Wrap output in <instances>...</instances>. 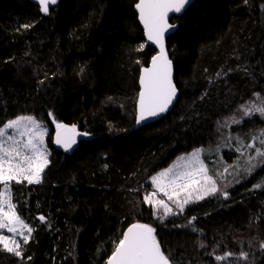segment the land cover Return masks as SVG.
Instances as JSON below:
<instances>
[{
  "label": "trees",
  "instance_id": "1",
  "mask_svg": "<svg viewBox=\"0 0 264 264\" xmlns=\"http://www.w3.org/2000/svg\"><path fill=\"white\" fill-rule=\"evenodd\" d=\"M136 2L60 0L43 16L0 0V127L32 116L50 128L41 182L11 184L32 238L20 258L0 247V264H106L136 223L170 264H264V116L244 114L264 106V0H196L171 19L177 98L141 127L138 77L155 50ZM54 119L86 135L72 154L53 148ZM197 149L219 191L154 215L150 179Z\"/></svg>",
  "mask_w": 264,
  "mask_h": 264
},
{
  "label": "snow or ice",
  "instance_id": "2",
  "mask_svg": "<svg viewBox=\"0 0 264 264\" xmlns=\"http://www.w3.org/2000/svg\"><path fill=\"white\" fill-rule=\"evenodd\" d=\"M38 2L40 10L48 13L50 5H55L57 0H38ZM189 2L190 0H138L135 5L148 40L160 48L159 54L152 58V67L142 69L138 124L165 112L177 95V89L172 81V63L165 52L164 38L165 33L175 27L167 23L169 13H181ZM253 113L264 116V106H250L244 112L246 116ZM49 115L52 116V113ZM53 122L57 129L55 143L64 147L66 151L69 150L76 143V126L68 128L64 124L57 123L55 119ZM7 129L15 130L21 139L16 140L13 135H9L6 140H0V183L4 185V190L0 191V229L16 234L19 227L21 230L27 229L30 235L32 229L24 224L15 211V205L11 203L9 182L27 181L29 184L41 182V174L49 162L44 148L47 129L32 116H19L8 121L0 127V137L5 136ZM69 132L72 135L66 137L65 134ZM261 136H264V132ZM198 152L199 150H196V153L192 154L193 159L189 162L192 164L191 169L177 172L168 180L167 185L161 186L162 178H168L172 169L152 177L154 187L157 191H162L170 201L178 197L181 191L187 193L183 201L175 200L181 211L184 205L192 201L193 191L197 193L196 200L204 199L205 196L214 195L219 191L216 181L207 175L206 168L202 164L198 168L195 166L199 163ZM257 154L264 156V152L260 149H257ZM253 168L254 166H250L247 169L249 174ZM189 189L193 191H188ZM223 195L227 198L226 192ZM154 197L155 193H151L144 198V202L153 208L154 215L157 214V208H163L164 216L161 219L172 213V209L163 199H154ZM40 219L43 221L44 217ZM153 233L154 229L148 225H132L115 245L106 264H170V257L161 250ZM28 235L23 236L24 243L28 242ZM0 244L9 253L17 257L21 256L20 244L14 238L0 235ZM261 247L264 248V244ZM217 259L220 260L223 257H217Z\"/></svg>",
  "mask_w": 264,
  "mask_h": 264
},
{
  "label": "rangeland",
  "instance_id": "3",
  "mask_svg": "<svg viewBox=\"0 0 264 264\" xmlns=\"http://www.w3.org/2000/svg\"><path fill=\"white\" fill-rule=\"evenodd\" d=\"M11 120H13V119H11ZM10 121V120H9ZM39 121V120H38ZM46 129H47V133H46V135H45V137H44V148L46 149V154H47V159L49 158V156H50V149H49V147H48V145H47V140H46V138H47V135H48V132H49V127H47L42 121H39ZM3 127V126H2ZM9 135H13L14 136V138L16 139V140H20L21 139V137L19 136V134L18 133H16L15 132V130H13V129H7L6 130V132H5V136L4 137H0V140H6L7 139V136H9ZM197 150H199V152H198V158H199V163H196L195 164V166L198 168V167H200V165L202 164L203 166H204V168H206V170H207V175H209V176H211L212 178H213V180H215L216 181V179H215V176L213 177L211 174H210V171H209V167H208V165L204 162V160H203V158H202V156H203V150L202 149H197ZM193 153H196V150L195 151H193V152H191V153H189V154H185V155H180V156H178L170 165H169V167H167L166 169H164L162 172H164L165 170H167V169H172V171L168 174V178H162V183H161V186L163 187L164 185H167V183H168V180L171 178V177H173L177 172H180V171H184V170H188V169H191V167H192V164L191 163H189L190 161H192V154ZM49 161V160H48ZM48 165V164H47ZM47 167V166H46ZM45 167V168H46ZM44 168V169H45ZM44 171V170H43ZM162 172H160V173H162ZM157 176V175H156ZM12 183H15V184H21V183H26V184H29L27 181H23V182H21V183H17L16 181H11V182H9V192H10V196H11V203L12 204H14L15 205V211H16V213L18 214V216H19V213H18V210H17V203H16V201L14 200V195H13V191H12V189H11V184ZM150 183H151V185H152V190L150 191V193L149 194H151V193H155V197H154V199H163L164 201H165V203H167L168 204V206L172 209V213L171 214H179L180 213V208H178L177 207V204L175 203V200L176 199H179L180 201H183L185 198H186V195H187V193L186 192H184V191H181L180 193H179V196L178 197H174V199L173 200H168V198H167V196H165L164 195V193L162 192V191H157V189H156V187H154V185H153V182H152V178L150 179ZM201 183H203L202 181H201ZM32 184H36V183H32ZM217 184V183H216ZM210 186V185H209ZM4 190V185H3V183H0V191H3ZM169 191H171L170 189H169ZM188 191H193V189H189ZM148 194V195H149ZM196 192L195 191H193V196H192V201H195L196 199H195V196H196ZM191 201V202H192ZM185 206V205H184ZM157 210L159 211V212H161L162 214H163V216H164V211H163V208H157ZM20 217V216H19ZM21 219V218H20ZM23 221V220H22ZM24 222V224H26L28 227H30L31 229H32V232H33V226H32V221L31 222H25V221H23ZM32 232H31V234L30 235H28V233H27V229H23V230H21V229H19V227H18V232L16 233V234H13V233H10V232H8L6 229H0V235H5V236H9V237H12V238H14L19 244H20V251L22 250V248H23V246L26 244V243H24V241H23V236L24 235H28V241H30L31 240V238H32ZM0 247L3 249V245L2 244H0ZM3 250H5V249H3ZM5 251H7V250H5ZM8 252V251H7ZM9 253V252H8ZM10 254H12L13 256H15L13 253H10ZM17 257V256H16ZM21 256H19L18 258H20Z\"/></svg>",
  "mask_w": 264,
  "mask_h": 264
},
{
  "label": "water",
  "instance_id": "4",
  "mask_svg": "<svg viewBox=\"0 0 264 264\" xmlns=\"http://www.w3.org/2000/svg\"><path fill=\"white\" fill-rule=\"evenodd\" d=\"M29 1H30L31 3H33V4H35V5L38 6L39 11H40V13H41L43 16H48L49 13H50V10L53 9L54 7H56V6L59 4V2H60V0H57V3H56L55 5H50V7H49V12H48V13H44V12H42V11L40 10V5H39L38 0H29ZM195 1H196V0H190V2L188 3V5L185 7V9H184L181 13H169V15H168L167 23H168L169 25H174L175 27L171 28L169 31H167V32L165 33V38H164V48H165V52H166V54H167L168 59H169V60L171 61V63H172V81H173V84H174V85H175V82H174V80H175L174 64H173V61H172L171 58H170L169 49H168V44H167V40H168V38H169L170 36H172V35L177 31V29H178V25L175 24V23H172V22H171V19H172L173 17H181V16H183V15L185 14V12L190 8V6H191ZM136 3H138V0H137ZM135 5H136V4H135ZM135 5H134V11H135V13H136V15H137V21H138V24H139V26H140V28H141V30H142V32H143V36H144V40H145V44H146L147 46H149V47H152V48L155 50V54L150 58L148 65H147V66H144L143 68H141V70H140V72H139V77H138V88H139V90H138L137 100H136V127H141V126H143V125H145V124H148V123H151V122H154V121L158 120V119L161 118L165 113H167V112L172 108V106L174 105V103H175V101H176V98H177V95H176V97L173 99V102L168 106V109H167L165 112H163V113L157 115L156 117L148 118V119H146L145 121H143V122H141V123H139V124L137 123L139 92H140V90H141L140 78H141V75H142V69H144V68H151V67H152V58H153L154 56H157V55L159 54V52H160V48H159L156 44H154L152 41H149V40H148V38H147V36H146V33H145L144 25L142 24V22H141V20H140V18H139V12H138L137 8L135 7ZM175 87H176V86H175ZM66 126H67V125H66ZM67 127H68V128H71L72 126H67ZM56 133H57V129H56V124L54 123V124H53V133H52V145H53V148L56 149V150L62 151V152L69 153V154H72V153L76 150L78 144H79V143L85 138V136H86L85 134L79 132V131L76 129V133H77V135L75 136L76 143H75V144H74L69 150L66 151V150L64 149V147H62L61 145H58V144L55 143ZM71 135H72V133H70V132L67 133V134H65L66 137H67V136H71ZM136 224H137V223H136ZM132 225H134V224H131L130 226H128V227L124 230V232H126L127 229H128L129 227H131ZM141 225H143V224H141ZM124 232H123V234H124ZM123 234H122L121 238L123 237ZM111 255H112V254H111ZM111 255H110V256H111ZM110 256H109V257H110ZM107 260H108V259H107ZM106 262H107V261H106Z\"/></svg>",
  "mask_w": 264,
  "mask_h": 264
}]
</instances>
